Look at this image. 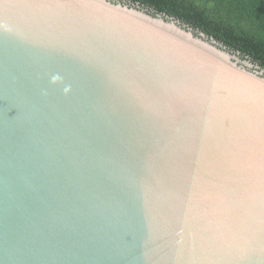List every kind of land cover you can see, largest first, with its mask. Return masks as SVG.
Returning a JSON list of instances; mask_svg holds the SVG:
<instances>
[{
	"label": "water",
	"instance_id": "obj_1",
	"mask_svg": "<svg viewBox=\"0 0 264 264\" xmlns=\"http://www.w3.org/2000/svg\"><path fill=\"white\" fill-rule=\"evenodd\" d=\"M0 264H264V69L126 0H0Z\"/></svg>",
	"mask_w": 264,
	"mask_h": 264
},
{
	"label": "trees",
	"instance_id": "obj_2",
	"mask_svg": "<svg viewBox=\"0 0 264 264\" xmlns=\"http://www.w3.org/2000/svg\"><path fill=\"white\" fill-rule=\"evenodd\" d=\"M204 32L264 69V0H126Z\"/></svg>",
	"mask_w": 264,
	"mask_h": 264
}]
</instances>
